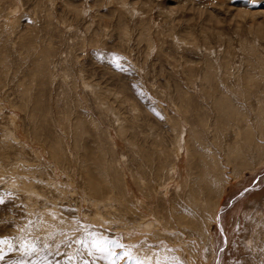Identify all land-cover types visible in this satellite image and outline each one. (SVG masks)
I'll return each mask as SVG.
<instances>
[{"label":"rangeland","instance_id":"374dc122","mask_svg":"<svg viewBox=\"0 0 264 264\" xmlns=\"http://www.w3.org/2000/svg\"><path fill=\"white\" fill-rule=\"evenodd\" d=\"M0 195V264H264V0H0Z\"/></svg>","mask_w":264,"mask_h":264},{"label":"snow or ice","instance_id":"6c2138e0","mask_svg":"<svg viewBox=\"0 0 264 264\" xmlns=\"http://www.w3.org/2000/svg\"><path fill=\"white\" fill-rule=\"evenodd\" d=\"M4 202L5 197L0 195V204H4ZM89 228L90 226H84L83 233L71 242L61 241V243H68L69 248H71L73 244L77 245L74 255L67 257L69 261L75 260L77 256L82 257L85 253H87L89 256H92L95 253L103 254L104 258L108 260L109 264H116L117 259H127L128 261H132L133 264H146V261L150 259L147 256L140 258L134 255L131 251L134 246H127L123 244L120 239L111 238L98 231H91ZM38 243L40 242L37 239H20L18 241V247H16L11 242H9L7 237L0 238V244H7L9 252H19L21 257H29L33 256L34 254H38L41 251V249L38 247ZM43 247L50 249V245L48 243H44ZM3 259L4 255L0 253V260ZM44 261L45 264H49L46 256L44 257ZM15 264H27V261L22 258L19 261H16ZM33 264H38V262L33 261ZM84 264H87V261H84ZM177 264H180V262L177 261Z\"/></svg>","mask_w":264,"mask_h":264}]
</instances>
